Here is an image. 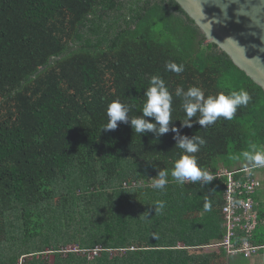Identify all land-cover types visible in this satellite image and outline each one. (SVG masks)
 Wrapping results in <instances>:
<instances>
[{
    "label": "trees",
    "instance_id": "16d2710c",
    "mask_svg": "<svg viewBox=\"0 0 264 264\" xmlns=\"http://www.w3.org/2000/svg\"><path fill=\"white\" fill-rule=\"evenodd\" d=\"M205 40L174 0H0V251L16 222L52 247L53 264L232 263L236 255L211 247L226 234V178L178 183L171 173L185 153L171 131L103 129L114 101L141 116L158 75L173 96L172 126L206 141L198 166L214 176L248 169L234 177L258 181L243 153L264 152V91ZM170 62L183 72L167 70ZM177 87L251 99L231 120L202 128L198 113L188 128ZM160 170L168 182L156 188ZM259 191L255 228H237L235 243L264 246Z\"/></svg>",
    "mask_w": 264,
    "mask_h": 264
},
{
    "label": "clouds",
    "instance_id": "9594fccd",
    "mask_svg": "<svg viewBox=\"0 0 264 264\" xmlns=\"http://www.w3.org/2000/svg\"><path fill=\"white\" fill-rule=\"evenodd\" d=\"M206 2L207 0H192L193 6L199 11V21L206 35L210 39L215 40L212 36L213 25L220 23L221 20L215 17L208 19L204 15L202 5ZM216 2L225 20L228 19L227 8L229 5L231 3H238L239 7L236 15L247 17L250 21V27L264 32V0H244L243 3H239V0H228V3H221L220 0H216ZM217 43L234 46L240 58L256 66L257 70H264V61L260 57L248 59L246 56V48L240 45L233 37H227L224 41H217ZM261 51H264V49H261ZM166 68L177 74L184 70L182 65L171 62L166 65ZM150 85L145 93L147 99L143 106L141 116L130 118L129 106L120 101H114L108 107V123L103 129L106 131H114L118 127V122H121L130 123L131 127H134L136 133L140 135L153 133L156 137H160L171 131L175 134L173 139L177 141L176 146L185 153L175 162L174 169L171 173L172 177L180 184H183L186 180L193 183L199 182L202 186L210 184L215 177L198 166L197 158L194 155L206 141L201 137L193 136L189 138L181 136L179 129L172 126L173 96L166 86L165 81L160 76L153 75L150 77ZM175 95L182 98V107L186 113V118L183 120L182 126L188 128L192 127L193 118L197 117L198 113L199 118L195 122L202 128L213 125L221 117L226 120H231L235 116L237 109L242 106L246 107L251 99L248 92L244 90L232 92L229 95L219 93L215 96L209 95L206 97L204 91L198 87H190L186 91L181 87H177L175 89ZM146 117L153 118L155 122H149V120L145 119ZM243 157L254 168L264 167V152L256 151L253 148L251 152H244ZM167 176L168 173L166 171L160 170L155 178V187L163 188L168 182ZM158 207L163 208V202H160ZM205 210H211L210 202L205 205ZM141 216L145 220L149 219L148 212H145Z\"/></svg>",
    "mask_w": 264,
    "mask_h": 264
},
{
    "label": "water",
    "instance_id": "95a60500",
    "mask_svg": "<svg viewBox=\"0 0 264 264\" xmlns=\"http://www.w3.org/2000/svg\"><path fill=\"white\" fill-rule=\"evenodd\" d=\"M184 13L195 23V25L204 33L205 43L215 44L231 59L233 64L245 73L257 86L264 91V70H257L256 66L248 61H244L237 55L234 46L229 44L221 45L217 41H224L227 37H233L240 45L246 48L248 59L260 57L264 61V32L259 29L250 27V21L245 16H237L236 12L239 7L238 3H231L227 8L228 19L223 18L220 7L217 6L216 0H207L203 3V12L208 19L218 18L220 23L214 24L212 36L215 40L210 39L204 31L199 21V11L193 6L192 0H174ZM221 3H228V0H220ZM244 0H239L243 3ZM206 22V21H205ZM217 40V41H216Z\"/></svg>",
    "mask_w": 264,
    "mask_h": 264
},
{
    "label": "built area",
    "instance_id": "2783aa9c",
    "mask_svg": "<svg viewBox=\"0 0 264 264\" xmlns=\"http://www.w3.org/2000/svg\"><path fill=\"white\" fill-rule=\"evenodd\" d=\"M238 172L248 173V169L240 171H226L220 169L214 177L226 178V188L224 192V226L226 234L224 239L211 247L223 248L228 255H243L250 258L257 255L264 246H255L247 240H240L235 243L236 229L244 231L248 236L256 225V203L253 200V194L260 187V183L254 179H246L243 182L234 176ZM125 186V185H124ZM102 249L96 247L92 251H85L87 255H92V259L98 255ZM90 259L91 257L88 256Z\"/></svg>",
    "mask_w": 264,
    "mask_h": 264
},
{
    "label": "rangeland",
    "instance_id": "374dc122",
    "mask_svg": "<svg viewBox=\"0 0 264 264\" xmlns=\"http://www.w3.org/2000/svg\"><path fill=\"white\" fill-rule=\"evenodd\" d=\"M253 175L261 183L257 201L264 205V167H257ZM14 224V232H9L8 241L4 249L0 251V264H17V261L18 264L23 262L24 264H53L55 253L51 251L52 247L43 248L46 246L45 242L27 236V233L19 226L20 224L16 222ZM75 248V246H69L67 250ZM40 250L43 252H39ZM88 256L92 259V255ZM231 264H264V250L250 259L237 257Z\"/></svg>",
    "mask_w": 264,
    "mask_h": 264
},
{
    "label": "crops",
    "instance_id": "0c3cea01",
    "mask_svg": "<svg viewBox=\"0 0 264 264\" xmlns=\"http://www.w3.org/2000/svg\"><path fill=\"white\" fill-rule=\"evenodd\" d=\"M259 254V253H258ZM238 256L236 255V256H230V259H235V258H237Z\"/></svg>",
    "mask_w": 264,
    "mask_h": 264
}]
</instances>
